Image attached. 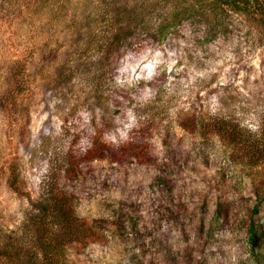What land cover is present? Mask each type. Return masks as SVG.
<instances>
[{
  "label": "rangeland",
  "instance_id": "rangeland-1",
  "mask_svg": "<svg viewBox=\"0 0 264 264\" xmlns=\"http://www.w3.org/2000/svg\"><path fill=\"white\" fill-rule=\"evenodd\" d=\"M174 1L0 0V245L21 249L19 264H51L29 223L49 181L106 233L66 244L54 264H264V200L252 214L264 173L175 120L196 102L264 128V28L201 0H185L189 18L163 21ZM116 14L132 19L133 38L110 62L98 46ZM155 106L167 113L158 131L143 118ZM95 137L105 158L85 155ZM130 138L143 159L114 160Z\"/></svg>",
  "mask_w": 264,
  "mask_h": 264
},
{
  "label": "trees",
  "instance_id": "trees-1",
  "mask_svg": "<svg viewBox=\"0 0 264 264\" xmlns=\"http://www.w3.org/2000/svg\"><path fill=\"white\" fill-rule=\"evenodd\" d=\"M201 1V5L209 7L216 16L226 15L227 10L236 13L242 12L250 18L255 17V20L260 22L264 28V0ZM185 2L187 1L175 0L172 7L169 8L170 11L165 13L162 20L167 21L170 15H173L174 18L180 15L179 20L189 18L194 10V5ZM203 13L204 9L201 10V14ZM131 20L128 17L124 19L117 14L108 20V27L111 25V31L104 35L98 46L103 60L110 62L112 59L116 60L123 47L132 43L133 37L126 31V26H130ZM166 26L168 24H163V27ZM158 36L163 37L164 35L160 33ZM195 103L177 111L175 118L177 125L191 137L198 136L202 140L218 139L229 149L230 161L243 163L250 168L255 167L257 168L256 173H264V128L254 132L244 128L238 122L224 117L221 113H210L199 108ZM143 110L145 111L143 118H145L146 124L158 131L161 124L164 123L162 120L167 113L160 110L158 106ZM165 128L166 125L162 129ZM117 147V153L113 155L114 160L117 161L121 158L139 160L145 156V146L133 138L121 142ZM109 149V145H104L99 141V137H95L93 145L87 149L85 155L91 159H101L105 158V152ZM262 182L264 181H260L259 185ZM255 194L257 201L252 214L257 212L259 205L264 200V195L261 196L258 189ZM76 202L77 198L72 193L49 181L41 185L38 198L32 203L36 213L29 219V223L33 227V242L37 245L34 253L39 254L46 263L54 264L56 256L62 253V248L66 247V244L75 243L85 247L92 241L104 242L105 240L106 233L100 227L103 221L77 216L75 213ZM248 231L249 239L253 245L255 237L251 225ZM21 253V249L0 245V257H3L7 264H19Z\"/></svg>",
  "mask_w": 264,
  "mask_h": 264
}]
</instances>
